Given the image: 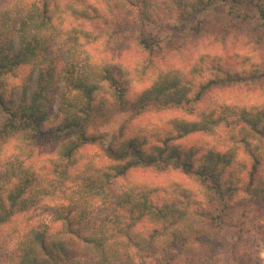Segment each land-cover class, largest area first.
<instances>
[{
    "label": "clouds",
    "instance_id": "clouds-1",
    "mask_svg": "<svg viewBox=\"0 0 264 264\" xmlns=\"http://www.w3.org/2000/svg\"><path fill=\"white\" fill-rule=\"evenodd\" d=\"M257 76L264 0H0V264H264Z\"/></svg>",
    "mask_w": 264,
    "mask_h": 264
},
{
    "label": "rangeland",
    "instance_id": "rangeland-1",
    "mask_svg": "<svg viewBox=\"0 0 264 264\" xmlns=\"http://www.w3.org/2000/svg\"><path fill=\"white\" fill-rule=\"evenodd\" d=\"M222 5H217L214 9L215 12H222ZM220 43H224L223 40ZM220 43H217L214 47L207 49L208 52H220ZM244 52L251 53V49L241 46V42L236 44V55H240ZM222 100L235 101L237 103L243 102L253 106L264 107V82L260 79H253L247 84H242L238 87L232 89H219L211 102L218 103ZM179 113L166 111L160 113H153L146 117L147 120L153 122H163L170 119L171 117L178 115ZM221 135H223L221 133ZM223 147V144L219 145ZM134 179L139 180H153V182H163L167 183L169 180H179L181 177L175 173L170 175H155V174H145L144 172H138L135 174Z\"/></svg>",
    "mask_w": 264,
    "mask_h": 264
},
{
    "label": "trees",
    "instance_id": "trees-1",
    "mask_svg": "<svg viewBox=\"0 0 264 264\" xmlns=\"http://www.w3.org/2000/svg\"><path fill=\"white\" fill-rule=\"evenodd\" d=\"M225 2H227V0H225ZM201 3L202 4H204V0H201ZM207 3L208 4H211V3H214V0H207ZM205 6H207V4H205ZM255 80L256 79H259V76H257L256 78H254ZM253 79L252 78H250V79H247V80H239V81H234V82H232L230 85H227V86H224L222 89H225V90H228V89H232V88H234V87H238V86H240V85H242V84H247V83H249V82H251ZM139 181H152L153 182V180H139ZM155 183V182H154ZM156 183H163V182H156Z\"/></svg>",
    "mask_w": 264,
    "mask_h": 264
}]
</instances>
